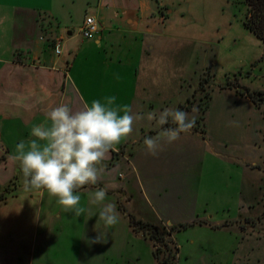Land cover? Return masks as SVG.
I'll use <instances>...</instances> for the list:
<instances>
[{
    "label": "crops",
    "instance_id": "crops-1",
    "mask_svg": "<svg viewBox=\"0 0 264 264\" xmlns=\"http://www.w3.org/2000/svg\"><path fill=\"white\" fill-rule=\"evenodd\" d=\"M80 9L85 12L82 25L86 17H94L100 33L93 39H85L79 47V52H84L76 68L75 62L81 55L62 29L71 28ZM172 13L164 0H0V164L12 161V171L7 173L6 181H0V195L9 188L0 200V232H32L36 242L31 246L29 264H50L52 242L58 237L68 239V244L63 239L67 248L75 245L78 249L76 264H86L88 250L95 255L99 252L95 246L87 250L86 232H106L110 236L118 232L117 224L110 228H105L103 222L96 224L102 205L91 204L90 200L97 189H106L104 203H113L119 215H131L144 223L166 227L175 243L172 228L174 221L181 218L176 215L189 209L196 213L199 200L209 204L201 197L200 189L204 178L213 174L214 160H224L228 165L232 162L241 169L239 185L245 181L244 177L249 180L254 177L256 181L257 172L262 173V167H258L262 154L249 163L241 159V152L218 148L221 145L218 140H225V144L230 141L224 133L228 130L227 104L214 106L212 116L211 109H206L202 121L195 120L190 131L181 133L171 144L162 140L157 155L148 154L144 139L155 137L163 128L175 127L170 118L167 124L157 125L155 119L147 118L149 113L158 117L165 109L195 108L191 97L186 95L182 100L183 70L191 67L194 54L189 55L186 63L182 62L181 54H165L168 47L177 44L175 37L166 35V22ZM68 35L73 36L70 32ZM58 38L62 40L60 56L54 51V40ZM65 48L68 54L76 52L73 65L65 56ZM160 67L170 70L164 81L161 78L165 70ZM168 78L170 81H166ZM111 96L116 97L113 107L127 106L139 118L127 140L117 145L115 151L110 150L102 161L104 171L98 183L80 190L84 215L76 218L63 212L46 191H26L23 184L17 185L18 163L12 159L16 145L34 139L33 127L45 124L51 108L66 103L78 111L94 100L106 103ZM238 96L239 104L249 105H245V116L253 118L252 112L258 107L249 98ZM229 115L235 116L230 112ZM214 130H221V134L214 135ZM251 130L255 139L261 138V126ZM209 134L218 145L207 138ZM114 153L117 157L114 165H110ZM208 156L213 159L211 166ZM223 172L218 168L219 174ZM127 233L134 253L126 264H160L151 240L134 231L130 223ZM21 247L16 244L14 254L21 255ZM5 250L9 248L0 244V264H5ZM179 253L180 250L178 256ZM109 257L106 255L105 262L97 264L121 263ZM17 259L21 264V257L16 255Z\"/></svg>",
    "mask_w": 264,
    "mask_h": 264
},
{
    "label": "rangeland",
    "instance_id": "rangeland-1",
    "mask_svg": "<svg viewBox=\"0 0 264 264\" xmlns=\"http://www.w3.org/2000/svg\"><path fill=\"white\" fill-rule=\"evenodd\" d=\"M164 1L169 11L173 12L172 17L166 22V35L177 39V44L168 47L165 54L171 52L174 55L181 54L184 63L191 53L194 54L191 58V67L183 70L185 77L182 100L186 95L191 97L190 102L194 103L195 108L193 111L186 109L182 111L188 113L190 119L194 117L201 122L203 111L211 109L212 116L214 106L227 104L228 130L224 133L228 134L230 141L225 144V140H218L221 144L218 145L212 134L207 138L218 145V148L241 152V159L245 158L249 163L257 159L258 154H262L263 158L261 163L258 162L260 164L258 167H262V173L257 172L256 181L254 177L251 180L244 177L245 181L239 185L237 179L241 169L238 170L239 168L232 162L228 165L223 163L224 160L213 161L208 156L209 166L213 161L211 166L213 174L204 178L200 190L201 197L209 204L204 205L199 200L196 213L192 209L183 210L184 213L176 215L181 216L180 220L174 221L173 237L180 250L177 264H264V110L257 108L251 111L253 118L249 114L245 116L247 111L245 105H249L244 101L242 102L244 104H239L241 101L238 95H243L237 91L243 92L244 89L252 92L264 91V41L246 27V0ZM84 18L85 12H81L80 9L73 19L74 24L71 28L62 29L66 39L71 38V44L76 47L79 56L81 55L75 62L76 52L68 54V50L66 48L64 50L65 56L70 59L71 65L75 62L76 68L84 52L82 50L79 52V47L85 42V38L79 34V27ZM68 32L73 36H69ZM160 68L165 70L161 78L164 81L166 79L164 75L170 74V70L167 67ZM166 81H170L169 78ZM223 88L234 90L238 95L234 91L223 92L221 91ZM243 97L241 99H244ZM188 101L186 100V103ZM229 112L235 115L234 118L230 117ZM254 126H261L262 135L258 140L254 138V132L251 130ZM213 134H221V130H214ZM257 135L259 137V133ZM0 165V181L4 182L7 173L12 171V161ZM218 168L224 172L219 174ZM115 173L118 171H115L114 175ZM17 174V185L22 186L23 175L19 164ZM129 216L120 213L118 232H112V236L106 232H86L87 250L90 246H95L99 251L95 255L88 250L86 264H97L101 260L105 262L106 255L107 257L111 255L109 258H112V261H120V264H126L125 261L128 262V259L132 258L134 252L129 241L130 235L127 233ZM0 234V244L9 248L4 251L5 264H19L16 255L17 258L21 257V264H29L31 246L36 242L32 232ZM99 235L101 242L91 243ZM63 239L58 237L52 242L54 252L50 251L52 257L50 264H76L75 255H78V249L75 245L67 248L65 244L69 241L65 239L64 244ZM16 244L22 245L21 255L20 252L14 254ZM66 249L67 252H64Z\"/></svg>",
    "mask_w": 264,
    "mask_h": 264
},
{
    "label": "clouds",
    "instance_id": "clouds-1",
    "mask_svg": "<svg viewBox=\"0 0 264 264\" xmlns=\"http://www.w3.org/2000/svg\"><path fill=\"white\" fill-rule=\"evenodd\" d=\"M115 100V96L107 97L106 103L94 100L78 111L62 103L46 113L45 124L32 129L34 139L19 142L12 157L19 164L26 191H46L63 212L76 218L85 214L80 190L98 183L104 171L102 161L110 150L115 151L117 145L127 140L139 118L127 106L113 107ZM147 118L155 119L159 126L167 124L170 118L175 125L144 139L148 154L153 156L160 150L162 140L171 144L195 124V118L190 119L182 110L165 109L158 117L149 113ZM105 199L106 189L100 188L93 193L90 203L102 205L96 224L103 222L105 228H110L118 223L119 213L113 203L105 204ZM99 242L100 235L91 241Z\"/></svg>",
    "mask_w": 264,
    "mask_h": 264
},
{
    "label": "trees",
    "instance_id": "trees-1",
    "mask_svg": "<svg viewBox=\"0 0 264 264\" xmlns=\"http://www.w3.org/2000/svg\"><path fill=\"white\" fill-rule=\"evenodd\" d=\"M247 16L246 27L255 34L259 39L264 41V0H246ZM230 87V84L229 86ZM238 89V88H237ZM241 95L249 98L259 109L264 110V91L252 92L249 89L244 91L237 90ZM117 154L114 153V165ZM87 186V185H86ZM85 187V186H84ZM9 188H5V193L0 195V200L5 198ZM130 225L136 232L143 233L154 245V255L160 264H177L178 247L167 232L166 227L154 226L153 224L144 223L129 216ZM175 228H172L174 230Z\"/></svg>",
    "mask_w": 264,
    "mask_h": 264
},
{
    "label": "built area",
    "instance_id": "built-area-1",
    "mask_svg": "<svg viewBox=\"0 0 264 264\" xmlns=\"http://www.w3.org/2000/svg\"><path fill=\"white\" fill-rule=\"evenodd\" d=\"M100 33V25L94 17H86L83 25L80 28V34L85 39H93ZM54 51L55 54L60 56L62 54V40H54Z\"/></svg>",
    "mask_w": 264,
    "mask_h": 264
}]
</instances>
